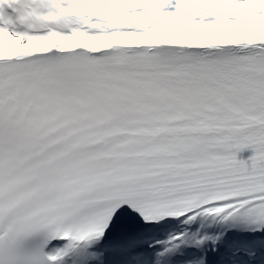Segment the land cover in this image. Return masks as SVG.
Wrapping results in <instances>:
<instances>
[{
    "label": "snow or ice",
    "instance_id": "obj_1",
    "mask_svg": "<svg viewBox=\"0 0 264 264\" xmlns=\"http://www.w3.org/2000/svg\"><path fill=\"white\" fill-rule=\"evenodd\" d=\"M0 264H264V0H0Z\"/></svg>",
    "mask_w": 264,
    "mask_h": 264
}]
</instances>
